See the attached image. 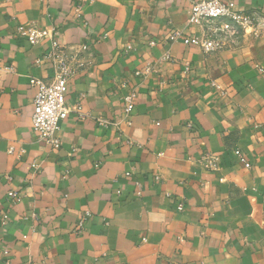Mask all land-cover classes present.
Masks as SVG:
<instances>
[{
	"label": "crops",
	"instance_id": "0c3cea01",
	"mask_svg": "<svg viewBox=\"0 0 264 264\" xmlns=\"http://www.w3.org/2000/svg\"><path fill=\"white\" fill-rule=\"evenodd\" d=\"M199 1L0 0V264H264V37L170 41L198 32ZM24 25L80 50L57 150L31 130L51 37L31 45Z\"/></svg>",
	"mask_w": 264,
	"mask_h": 264
},
{
	"label": "built area",
	"instance_id": "2783aa9c",
	"mask_svg": "<svg viewBox=\"0 0 264 264\" xmlns=\"http://www.w3.org/2000/svg\"><path fill=\"white\" fill-rule=\"evenodd\" d=\"M186 25L189 28H196L198 32L183 34L176 30L170 35V41H180L185 46L197 48L203 54H215L238 46L244 36L261 37L264 34V13L237 11L234 0H202L193 3L188 10ZM54 32V29L48 32L32 25L19 26L16 30L17 35L31 45H36L45 37H51V48L45 60L51 64L53 75L48 80L32 79L30 81L31 85L36 88L32 100L31 130L39 140L57 150L61 146L60 139L57 137L59 123L69 113L65 102L67 83L76 71L80 50L77 48L60 49L52 38ZM162 60L169 61L170 56L165 54ZM146 71L148 73L149 68ZM135 74L139 76L141 72ZM133 107L134 94L129 93L123 98L124 115L131 114ZM98 124L104 126L102 122ZM9 152L12 153V149ZM234 153L238 161L249 169L250 164L241 152L235 151ZM203 161L208 169H216L217 158L214 155L206 154ZM10 197L13 198L14 194ZM87 216L88 214L85 218ZM83 222L84 219L80 220V227Z\"/></svg>",
	"mask_w": 264,
	"mask_h": 264
},
{
	"label": "rangeland",
	"instance_id": "374dc122",
	"mask_svg": "<svg viewBox=\"0 0 264 264\" xmlns=\"http://www.w3.org/2000/svg\"><path fill=\"white\" fill-rule=\"evenodd\" d=\"M261 37H264V34H263ZM259 38H260V37H259Z\"/></svg>",
	"mask_w": 264,
	"mask_h": 264
}]
</instances>
